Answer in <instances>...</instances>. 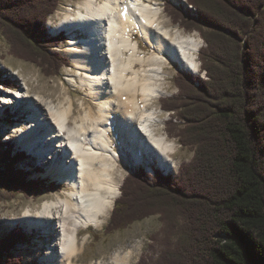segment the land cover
I'll use <instances>...</instances> for the list:
<instances>
[{"label": "trees", "instance_id": "16d2710c", "mask_svg": "<svg viewBox=\"0 0 264 264\" xmlns=\"http://www.w3.org/2000/svg\"><path fill=\"white\" fill-rule=\"evenodd\" d=\"M186 1L193 10L168 1L165 9L173 23L201 36L205 76L177 71V93L161 108L172 112L168 133L190 145L193 158L176 177L129 173L106 232L158 215L162 225L138 264H264V0ZM58 7L59 0H0V35L11 54L46 75L68 65L52 51L64 37L50 36L46 25ZM25 158L0 139V202L42 194L43 179L16 167ZM25 240L21 227L1 237L0 264H21L3 252Z\"/></svg>", "mask_w": 264, "mask_h": 264}, {"label": "bare ground", "instance_id": "6f19581e", "mask_svg": "<svg viewBox=\"0 0 264 264\" xmlns=\"http://www.w3.org/2000/svg\"><path fill=\"white\" fill-rule=\"evenodd\" d=\"M67 9L50 29L76 36L65 49L76 70L66 80L84 88L91 102L79 100L75 112L70 95L55 102L31 95L27 86L10 99L14 110L28 114L29 124L13 129L18 146L44 164L43 176L65 186L1 223L5 229L20 223L40 230V249L49 242L39 250L41 264H77L89 237L79 234L102 228L121 192L126 165L173 168L175 143L160 132L156 108L149 105L165 93L168 59L198 71V37L164 23L157 0H82ZM135 34L153 49L148 56L141 54ZM137 244L85 264H135Z\"/></svg>", "mask_w": 264, "mask_h": 264}, {"label": "rangeland", "instance_id": "374dc122", "mask_svg": "<svg viewBox=\"0 0 264 264\" xmlns=\"http://www.w3.org/2000/svg\"><path fill=\"white\" fill-rule=\"evenodd\" d=\"M166 1L177 8L181 7L183 9L193 10L191 6L188 5L187 1L157 0L162 10L160 16L164 18V23L176 26L185 33H192L197 36L199 40V48L196 51L198 71L192 72L183 70L176 63L168 59V63H165V66L163 68L164 76L162 79V88L165 93L155 99L153 102L154 104L149 105V108L151 109L156 108L157 115L160 118V132L164 134L167 139L175 143L174 152L171 153V155L174 157L175 162L173 168L169 171H166L164 169L153 166V169L161 171L164 175H171L173 177H176L180 172L179 170L181 168L183 169L186 164L190 163L194 155V150L190 145L182 146L177 138L172 137V135L168 133L165 127V123L170 119V115L172 114V112H167L166 110L162 109L161 103L163 99L172 97L177 93V88L174 84V77L176 76L177 71L187 72L193 76H205L204 72L200 69L199 60V52L204 42L198 32H186L179 24L173 23L171 21V18L169 17V14L165 9ZM80 2H82V0H59L58 9L54 14L49 16L46 22L48 33L50 34L49 30L51 31V24L57 22L59 17L62 15V10H69L67 8H75ZM60 35L63 34L61 33ZM50 36L52 35L50 34ZM63 37L64 39L59 40L56 46L52 48V51L59 53L63 57H66L68 59V65H63L56 75H46L42 71L41 67L36 63L19 59L11 54L9 43L4 36L0 35V80L10 82V85L12 84L11 87L14 88L13 90H8V88L10 87H6L4 84H2V82L0 83V139L2 141L9 140L13 142L14 153L24 152L26 154V158L16 164L17 168L28 170L30 172L31 179H43V182L45 183L44 189H42V194L38 197L19 194L13 199L3 200L0 202V238L17 227L23 228L25 233H27V240L16 243L8 252H3V254L5 255L11 253L16 258L21 259V264H41L40 255H42L43 253H39V250H42V252H44L47 249L46 246L49 242H45L42 249H40L41 247H39L38 241L44 240V237L39 229L34 227L29 230L27 227H24L20 223L16 224L11 229H5L1 226L2 221L4 220V218H10L21 214V212L29 206V208L34 207L43 199L50 197L51 194L62 191L63 187L65 186L63 185V183L54 180L50 176H43L42 172H44L46 169L44 164H42L40 160L38 161L36 157L27 152L25 149H22V147L18 146V132H14L13 129L16 124H19L21 128H24L26 123H28V114L26 113V111L20 112L16 108L14 110V107H12L11 105V100L12 95L18 94L20 93V91L22 92V87L27 86L28 91L31 95L40 94L44 97L53 99L55 102L61 100L66 94L70 95V97L74 101L75 112L79 108V100L91 102L90 99L86 98V91L84 90V88L76 85H70L66 80L67 74L72 73L76 70L65 49L68 46L69 42L72 39L76 38V36L70 34L68 35V37H66V35H63ZM133 38L138 41V45L142 52L141 54H145L146 56H148L151 52H153V49H151V47L142 38H140L138 34L133 35ZM119 163L124 166L122 161H120ZM140 167L144 168V166L142 165H138L135 168H131L126 165L122 183L123 179L129 173L138 170ZM110 213L106 221L102 224L103 226L101 229L89 227L80 232L79 239H81V237L85 233H88L89 237L84 244L83 250L77 255V264L94 262L102 258L106 260L109 253L116 248H119L121 246L123 248H126L130 244L137 243L138 250L135 256V264H138L140 255L142 253H145L148 248V245L150 243V236L158 231L162 225L158 215H151L142 220H137L123 229L107 233L106 226L109 222Z\"/></svg>", "mask_w": 264, "mask_h": 264}]
</instances>
